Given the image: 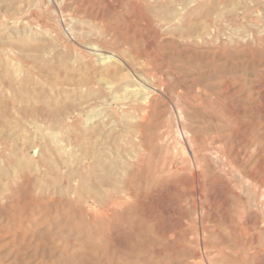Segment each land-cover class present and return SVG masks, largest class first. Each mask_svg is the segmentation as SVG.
Masks as SVG:
<instances>
[{"label": "rangeland", "instance_id": "obj_1", "mask_svg": "<svg viewBox=\"0 0 264 264\" xmlns=\"http://www.w3.org/2000/svg\"><path fill=\"white\" fill-rule=\"evenodd\" d=\"M0 264H264V0H0Z\"/></svg>", "mask_w": 264, "mask_h": 264}, {"label": "bare ground", "instance_id": "obj_2", "mask_svg": "<svg viewBox=\"0 0 264 264\" xmlns=\"http://www.w3.org/2000/svg\"><path fill=\"white\" fill-rule=\"evenodd\" d=\"M105 57V56H104ZM108 57V56H107ZM106 57V58H107ZM100 59H101V57H100ZM145 86H147L146 84H145ZM127 88V87H126ZM140 89V88H139ZM139 89H135V90H133L135 93H137V94H140V90ZM144 89H148V88H144ZM151 91H152V89H148L147 91H143V93H141L140 94V101L141 102H146V100L150 97V93H151ZM148 116V115H147ZM94 125V124H93ZM100 157V156H99ZM53 163V162H52Z\"/></svg>", "mask_w": 264, "mask_h": 264}]
</instances>
